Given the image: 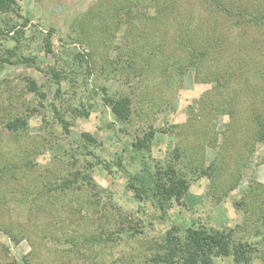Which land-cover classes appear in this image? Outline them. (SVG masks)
Returning a JSON list of instances; mask_svg holds the SVG:
<instances>
[{"label":"rangeland","instance_id":"1","mask_svg":"<svg viewBox=\"0 0 264 264\" xmlns=\"http://www.w3.org/2000/svg\"><path fill=\"white\" fill-rule=\"evenodd\" d=\"M107 1L0 8V264H170L155 259L192 225L229 232L247 248L240 264H264V141L251 142V155L241 147L249 113L264 100V26L234 25L204 0H173L167 17L151 5L113 15ZM217 1L264 13V0ZM206 15L214 22L199 24ZM183 26L196 51L202 44L199 60L180 48ZM208 31L219 42L210 49ZM231 67L229 84L210 81ZM103 90L129 97V122L112 113ZM231 100L234 133L221 107ZM137 138L149 144L150 169L172 164L186 179L182 203L158 210L127 188L140 167ZM209 162L211 178L199 171ZM231 251L212 264H235Z\"/></svg>","mask_w":264,"mask_h":264},{"label":"trees","instance_id":"2","mask_svg":"<svg viewBox=\"0 0 264 264\" xmlns=\"http://www.w3.org/2000/svg\"><path fill=\"white\" fill-rule=\"evenodd\" d=\"M206 3H210L209 6L213 4L216 7H213V11H220L221 13H226L224 17L228 18L232 24H236L237 26H245L246 24H252L256 26H264V13H260L257 9V5L253 9H247L240 5L236 4H228L223 5L222 2L217 0H204ZM107 6L110 7V12L113 15H117L120 11H126V13L130 16H135L134 13H140V11H144V9L150 8L149 5L154 6L156 8V12L160 13L161 15H165L167 17L172 10L174 9V2L173 0H108ZM15 4V0H0V8L10 9L11 5ZM212 7V6H211ZM219 9V10H218ZM90 10V9H89ZM152 10V9H151ZM133 12V15H132ZM163 13V14H162ZM143 14V12H142ZM179 18H182L179 15ZM207 20V25L209 23L214 22V18L212 19L208 15L200 20L199 24L204 25L205 21ZM119 21L116 20L113 23L117 24ZM15 25L9 26L8 28H13ZM179 34V42L180 48L183 49L186 54L191 57V59L199 60V54L201 50V46L199 45V49L195 48V38L193 36V32L185 29L182 27ZM215 29V28H214ZM10 38H15L14 35ZM222 39V37H221ZM16 40V39H15ZM204 40L210 41L204 42L208 44V49L218 45V38L215 37L214 31L212 33L205 32L204 33ZM23 62H27L30 64L28 59L24 58ZM182 72L184 69L182 67ZM234 68H230L227 71H223L218 73V75H214L213 79L210 81H215L216 85L224 86L229 84L231 81V75L234 76L236 73ZM264 73V72H263ZM245 74V73H244ZM230 76V77H229ZM248 77V76H247ZM250 79V78H247ZM29 90L35 88L34 81L29 80L28 82ZM261 82H257L256 88L259 89ZM263 87V85H261ZM103 94L107 98L105 101L110 107L112 113L119 119L124 122H129L132 119V111L130 109V99L128 96L122 95L120 97H115L113 94H110L106 90H103ZM228 102V103H227ZM223 103L221 107L225 115L231 119L229 123L232 122V126L228 128L232 129V132L238 131L239 128L234 127V120L237 118V111H236V104L231 101H227ZM227 104V105H226ZM255 106L251 111L250 118H252V126L250 119H247L248 127L246 128L247 139L245 144H243L242 148L250 147L251 152L248 154H252L254 151V147L250 146L251 142H263L264 141V100H256ZM257 105H261V108L257 107ZM22 123L26 124V121H22ZM9 127L11 130H16L18 125H14V123H10ZM228 128H226L228 130ZM151 129V128H150ZM168 129H162V131H167ZM153 133V129H151ZM233 133H230L233 135ZM225 136V141H222L220 147H223L229 143L231 136ZM85 140L90 143H98V140L90 135H85ZM213 141V140H212ZM212 141L210 145H212ZM216 143H218L216 139ZM249 145V146H248ZM215 147V143L213 145ZM131 148L133 152V159L139 158L140 160V167L134 171V173L129 174L127 188H129L135 198L139 200L149 201L153 204L155 208L158 210H164L169 206L171 201H176L182 203L183 195L185 194L188 188V182L185 178L179 175L177 169L173 167L172 164H167L165 168L161 166H157L156 169H150V165L144 160L145 152L149 151V144L143 140L142 138H137L131 142ZM249 155V156H250ZM122 156H118L115 162V165L123 169L124 164L121 160ZM200 174H205L209 178L214 176L216 163L209 162L204 167H199ZM71 182V180H69ZM71 183H67L68 186ZM261 185L255 184L254 187L251 188V196L255 195L257 192V188ZM243 204V203H242ZM264 218V217H263ZM264 222V220H263ZM264 225V223H263ZM231 231V230H230ZM168 249L167 252L163 255V257L158 256V259L155 261L163 263H170V264H212L213 257L220 256L224 253L225 249L228 245H232V255L235 264H240L242 261L245 260V252L247 248L244 249L243 246L234 245L232 244V240L230 238L229 232H225L223 230L214 229L211 227H203V226H189L185 229L184 235L181 237H172L167 239ZM249 247V245H246ZM6 264H21L15 261L6 263Z\"/></svg>","mask_w":264,"mask_h":264}]
</instances>
